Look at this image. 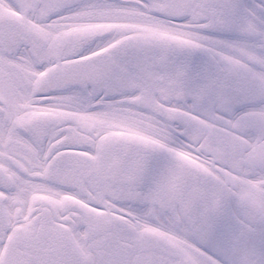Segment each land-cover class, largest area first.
Listing matches in <instances>:
<instances>
[{
  "label": "snow or ice",
  "instance_id": "1",
  "mask_svg": "<svg viewBox=\"0 0 264 264\" xmlns=\"http://www.w3.org/2000/svg\"><path fill=\"white\" fill-rule=\"evenodd\" d=\"M0 264H264V0H0Z\"/></svg>",
  "mask_w": 264,
  "mask_h": 264
}]
</instances>
